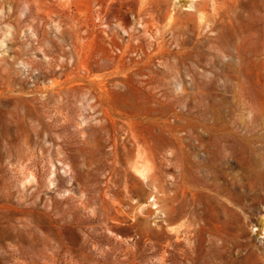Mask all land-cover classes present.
I'll return each mask as SVG.
<instances>
[{"label": "rangeland", "instance_id": "374dc122", "mask_svg": "<svg viewBox=\"0 0 264 264\" xmlns=\"http://www.w3.org/2000/svg\"><path fill=\"white\" fill-rule=\"evenodd\" d=\"M0 264H264V0H0Z\"/></svg>", "mask_w": 264, "mask_h": 264}, {"label": "bare ground", "instance_id": "6f19581e", "mask_svg": "<svg viewBox=\"0 0 264 264\" xmlns=\"http://www.w3.org/2000/svg\"><path fill=\"white\" fill-rule=\"evenodd\" d=\"M137 173H138L139 175H141V176L144 175L143 170H137ZM154 208H156V207L154 206Z\"/></svg>", "mask_w": 264, "mask_h": 264}]
</instances>
